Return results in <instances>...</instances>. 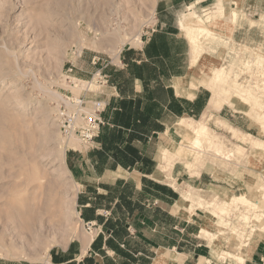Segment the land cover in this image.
Here are the masks:
<instances>
[{"label": "rangeland", "instance_id": "obj_1", "mask_svg": "<svg viewBox=\"0 0 264 264\" xmlns=\"http://www.w3.org/2000/svg\"><path fill=\"white\" fill-rule=\"evenodd\" d=\"M193 13L219 24L200 57L210 54L227 75L214 78L201 58L190 67L181 23ZM242 57L253 72L238 70ZM133 74L151 96L141 100L162 112L142 162L161 189L177 192L175 249L152 250L133 231L140 212L128 208L146 197L134 188L137 169L106 171L98 179L108 193H90L96 167L82 177L86 187L79 181L97 146L82 131L98 118L106 123L108 102L127 94ZM180 118L203 128L200 143ZM145 179L142 189L153 191ZM83 190L80 202L102 209L80 207ZM186 223L195 225L188 233ZM257 244L264 246V0H0V264H175L182 258L172 251L190 248L200 256L185 264H238L234 256L247 264Z\"/></svg>", "mask_w": 264, "mask_h": 264}, {"label": "crops", "instance_id": "obj_2", "mask_svg": "<svg viewBox=\"0 0 264 264\" xmlns=\"http://www.w3.org/2000/svg\"><path fill=\"white\" fill-rule=\"evenodd\" d=\"M144 54L149 59L152 57L154 58L155 55H157L156 52L148 53V51ZM120 62L123 63L122 60H120ZM126 64H128V62H126ZM189 72L191 71L189 70ZM174 77L176 78L174 79ZM131 79V87L127 90V94H121L118 92L116 95H119L121 100L112 97L108 102L109 106L104 114L106 123L100 126V129H102L101 135L94 138V140L96 139L97 146L89 151L90 155L86 156L88 162H85V169H81L79 181L86 187L87 181H85L86 179H82V177L93 174L96 175L95 167L98 169L96 179L102 176L106 171H114L122 168L127 169V172L131 173L133 170L137 169L142 176L138 180V183H134V188L137 190L138 194L142 193L146 197L138 202L141 205H138L137 208H134V205L131 208H128L139 209L136 211L140 212L133 231H135L141 241H143L145 245H148L152 250L161 251L163 249H175L180 244V241L173 236L174 234L177 235L173 229L178 225V221L172 217V214H174V203L177 200V192L171 187H167V189L164 190L161 189L162 183L157 179L149 177V175L154 174V169L147 170L145 162H142V160H146L149 157L147 152L150 140L155 133L162 131V112L159 110L156 114L150 110V107H147L146 101L151 100V96H148V94L146 95V90L148 89L145 79L140 75L135 74L132 75ZM173 79L176 84L185 82L184 78L181 76H173ZM134 81L139 82L138 86H140L141 89H136ZM144 97L148 100H141ZM126 98L131 99L126 100ZM125 100L130 103L124 105L123 102L125 103ZM152 100L154 101L155 98ZM114 101H118L119 104H116ZM209 104H211L210 99ZM151 121H153L152 124ZM92 157H95L93 161L91 159ZM118 176H120V174H118ZM145 178L153 180V191L147 192L142 189L143 182L146 180ZM93 180L95 179L93 178ZM98 180L96 187L93 188V192L90 193H98L100 189L105 191V193H108V190L103 189L101 186L103 181L100 183V179ZM126 181L128 180H124V182ZM155 187L160 188L155 190ZM86 192L87 190H83L77 193L76 198L78 200V205H80V207L87 206L86 208L88 209H102L99 206H94L91 201L84 200L80 202L81 197H83ZM236 196H233L227 203L230 205L235 203L232 199ZM197 214L196 211L191 214L190 217L192 222L197 220ZM164 219L168 220L167 224L162 221ZM185 226L188 233V231L192 230L195 225H188V223H186ZM182 229H184V226L181 227V230ZM92 240L94 239L92 238ZM172 253H175L177 258H183L180 262L175 260V264H185L188 258L191 257L198 259V256H200L195 252V249L191 248L180 252L172 251ZM194 255L196 257H194ZM168 257L169 256L165 255V258ZM70 262H72V260L59 261L58 264H69ZM246 263L264 264V246L259 244L255 245L253 252H251L249 258H247Z\"/></svg>", "mask_w": 264, "mask_h": 264}, {"label": "bare ground", "instance_id": "obj_3", "mask_svg": "<svg viewBox=\"0 0 264 264\" xmlns=\"http://www.w3.org/2000/svg\"><path fill=\"white\" fill-rule=\"evenodd\" d=\"M232 15H233V22L236 21V17H237V12L236 10H233L232 12ZM201 17H198V15H196L195 13H193L188 19H185L182 23H181V29L183 31H185L186 35L185 37H188V41L190 42V47H191V53H190V57H191V64H190V67H195V65L201 61V64H202V68L204 67L205 69H210L211 68V71L214 72V78H218L220 77L221 75L224 76L225 72L227 75V71L224 67H218L215 69V67H213L215 65V61L213 60V58H210V54H208L209 56H203V57H200L201 55V46L204 44V41H206L207 43H214V40H213V36H215V33H217L216 31V26H218L219 24H214L213 27H209L207 25H205L203 23V21L201 22L200 19ZM219 23V22H218ZM225 27V26H224ZM231 27V26H230ZM226 29V28H225ZM228 29V28H227ZM220 41H218L219 43ZM220 44V43H219ZM216 45V44H215ZM218 49V48H217ZM201 58V59H200ZM200 59V61H199ZM259 57L254 60L255 62L259 63ZM234 61V60H233ZM238 61V60H237ZM245 61V62H244ZM251 63V59L250 60H245L243 57L237 62L238 63V66H240L241 69H238V70H242V68L244 67L246 70L250 69V66L248 67V64L246 63ZM199 64V63H198ZM261 66V65H260ZM250 73L253 72L251 69L249 71ZM238 74V73H237ZM256 75L258 76V72H256ZM224 78H227L224 77ZM195 82V81H194ZM216 81L215 79L214 80H208V85H209V89L212 90V92H215L217 90V87H216ZM192 87H195V83H192L191 85ZM75 87V85L73 86ZM228 87V88H227ZM232 87V86H231ZM229 89V86H226L225 89L223 88V90H228ZM222 90V89H221ZM219 92V91H218ZM221 93V92H220ZM225 93V92H223ZM227 93V92H226ZM250 94V92H248ZM214 94V93H213ZM224 95V94H222ZM252 98H255V96H253V94L251 93L250 94ZM212 97L214 95H211ZM211 100V99H210ZM256 100V99H255ZM216 101V100H215ZM256 103V101L254 102ZM215 105V104H214ZM218 105V104H217ZM220 105V104H219ZM257 105V104H256ZM255 108V107H253ZM252 108V109H253ZM256 110V109H255ZM258 114V113H257ZM259 115V114H258ZM258 117V116H257ZM177 124H180L181 126H183L184 128H186L188 131H190L193 136H192V140L194 142V144H198L200 143V139H202L201 137V132L203 130L202 127H199V128H193L192 126V123L190 122H187L185 119L183 118H180L179 121L177 122ZM231 131H234V130H231ZM207 133V132H206ZM212 133V132H211ZM210 133V134H211ZM209 134V135H210ZM214 135V138L216 137L215 134L213 133ZM212 136V135H211ZM217 138V137H216ZM219 138V137H218ZM204 141V140H203ZM202 141V142H203ZM192 143V141H191ZM194 146V145H193ZM200 148V147H199ZM229 154V153H228ZM227 154V155H228ZM226 155V153H225ZM232 157V156H231ZM93 236H89L87 238V240L85 239V243L86 244H89L92 240ZM88 246V245H87ZM227 255H231L229 254L228 252H226ZM160 259H162V257H159ZM158 258V260H159ZM174 259V257H172V260ZM183 259V258H182ZM238 264H242L243 263V258H240L239 256H234V258ZM163 260V259H162Z\"/></svg>", "mask_w": 264, "mask_h": 264}, {"label": "built area", "instance_id": "obj_4", "mask_svg": "<svg viewBox=\"0 0 264 264\" xmlns=\"http://www.w3.org/2000/svg\"><path fill=\"white\" fill-rule=\"evenodd\" d=\"M101 123H102L101 119L98 118L95 121V125H93L92 127L86 128L82 131V138L85 141L93 140L99 134ZM96 131H97V133H96Z\"/></svg>", "mask_w": 264, "mask_h": 264}]
</instances>
